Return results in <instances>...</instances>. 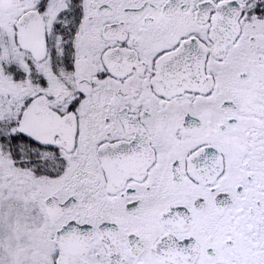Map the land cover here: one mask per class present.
I'll return each instance as SVG.
<instances>
[{"label":"snow or ice","instance_id":"obj_1","mask_svg":"<svg viewBox=\"0 0 264 264\" xmlns=\"http://www.w3.org/2000/svg\"><path fill=\"white\" fill-rule=\"evenodd\" d=\"M0 264H264V0H0Z\"/></svg>","mask_w":264,"mask_h":264}]
</instances>
